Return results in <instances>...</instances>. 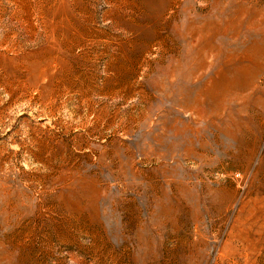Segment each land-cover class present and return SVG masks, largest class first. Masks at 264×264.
<instances>
[{"label":"rangeland","instance_id":"rangeland-1","mask_svg":"<svg viewBox=\"0 0 264 264\" xmlns=\"http://www.w3.org/2000/svg\"><path fill=\"white\" fill-rule=\"evenodd\" d=\"M158 1L0 0V264H264V0Z\"/></svg>","mask_w":264,"mask_h":264},{"label":"bare ground","instance_id":"bare-ground-1","mask_svg":"<svg viewBox=\"0 0 264 264\" xmlns=\"http://www.w3.org/2000/svg\"><path fill=\"white\" fill-rule=\"evenodd\" d=\"M154 1H155V0H154ZM173 1H174V0H164L165 5H164L163 2L161 3L160 1H158V2H157V3H158L157 7L154 8L153 10L156 11L155 13H158V12L162 11V10L166 7V5H169V3L173 2ZM223 4H224V3H223ZM150 5H151V4H150ZM239 6H240V5H239ZM152 8H153V7H152ZM245 8H246V11L249 10V8H248V10H247V7H245ZM242 9H243V8H242ZM252 9H253V8H252ZM215 10H216V9H215ZM234 10H235V9H234ZM232 11H233V10H232ZM235 11H237V10H235ZM241 11L243 12V10H241ZM250 12H251V11H250ZM252 12H254V11H252ZM233 13H234V11H233ZM239 13H240V12H239ZM245 13H246V12H245ZM189 14H190V13H189ZM251 14H252V13H251ZM186 15H187V14H186ZM224 15H225V14H224ZM236 15H237V14H236ZM258 15H259V13L257 12V16H258ZM212 16L214 17V15H212ZM240 16H241V15H240ZM234 17H235L234 19H236L237 16H234ZM238 17H239V16H238ZM249 17H250V16H249ZM207 18H208V17H207ZM244 18H245V17H244ZM185 19H186V18H185ZM234 19L231 20V22L234 21ZM237 19H238V18H237ZM249 19H250V18H249ZM249 19H248V21H249ZM252 19H253V18H252ZM255 19H256V18H255ZM188 20H189V19H188ZM228 20H230V18H229ZM219 21H220V20H219ZM212 22H213V21H212ZM212 22H211V23H212ZM215 22L218 23V20L215 21ZM241 22H242V21H241ZM191 23H192V22H191ZM193 23H194V22H193ZM204 23H205V22H204ZM234 23H235V22H234ZM234 23H233V26L236 25L237 22H236L235 24H234ZM250 23H251V22H250ZM188 24H189V23H188ZM231 24H232V23H231ZM231 24H228V25H231ZM246 24H247V23H246ZM253 24H255V23H253ZM253 24H252V26H253ZM208 25H209V23H208ZM213 25H214V24H213ZM213 25H212V26H213ZM218 25H219V24H218ZM228 25H226V26H228ZM241 25H242V24H241ZM247 25H248V24H247ZM250 25H251V24H250ZM250 25H249V26H250ZM186 26H187V25H186ZM188 26H189V25H188ZM201 26H202V25H201ZM210 26H211V25H210ZM210 26H209V27H210ZM212 26H211V28H212ZM219 26H220V25H219ZM219 26H218V27H219ZM254 26H255V25H254ZM204 27H206V26H204ZM187 28H189V27H187ZM195 28H196V27H195ZM215 28H216V26H215ZM238 28H239V25H237V30H238ZM203 29H205V28H203ZM207 29H208V28H207ZM216 29H217V28H216ZM229 29H231V28H229ZM205 30H206V29H205ZM210 30H212V29H210ZM210 30H209V31H210ZM225 30H226V28H225ZM232 30L235 31L236 29L234 30V29L232 28ZM185 31H186V30H185ZM187 31H188V30H187ZM193 31H194V30H193ZM195 31H196V30H195ZM198 31L201 32V30H198ZM209 31H208V33H209ZM212 31H213V30H212ZM214 32H216V31L214 30ZM217 32H218V31H217ZM217 32H216V33H217ZM238 32H239V31H238ZM201 33L204 34L205 32H201ZM206 33H207V32H206ZM206 33H205V34H206ZM208 33H207V34H208ZM211 33H212V32H211ZM216 33H215V34H216ZM234 33H235V32H234ZM190 34H191V33H190ZM196 34H197V31H196ZM203 34H202V35H203ZM194 35H195V34H194ZM213 35H214V34H213ZM229 35L231 36V34H229ZM234 35H236V34H234ZM190 36H191V35H190ZM200 36H201V35H200ZM203 36H204V35H203ZM215 36H216V35H215ZM183 37H184V36H183ZM234 38H235V37H234ZM259 39H260V38H259ZM254 41H255V40H254ZM254 41H253V42H254ZM261 41H262V40H261ZM192 42H193V41H192ZM198 42L200 43V41H198ZM201 42H202V41H201ZM203 42H204V41H203ZM203 42H202V44H203ZM255 42H258V39H257V41H255ZM255 42H254V43H255ZM199 43H198V44H199ZM261 43H262V42H261ZM263 43H264V42H263ZM210 44H212V43L210 42ZM190 45H191V44H190ZM190 45H189V46H190ZM196 45H197V44H196ZM261 45H262V44H261ZM209 46H210V45H209ZM254 46H255V44H254ZM201 47H204V48H202V50L205 49V45H204V46H201ZM210 47L212 48V46H210ZM256 47H257V45H256ZM199 48H200V47H199ZM208 48H209V47H208ZM257 48L259 49L260 47H257ZM262 48H263V47H262ZM214 49H216V47H214ZM199 50L202 51L201 49H199ZM199 50H198V51H199ZM209 50H210V48H209ZM211 50H212V49H211ZM247 51H248V50H247ZM247 51H245V52H247ZM258 51H259V50H258ZM262 51H263V50H262ZM207 52H209V51H207ZM235 52H236V51H235ZM235 52H234V55H235ZM248 52H249V51H248ZM214 53H215V52H214ZM236 53H237V52H236ZM250 53H251V52H250ZM250 53H249V54H250ZM199 54H201V53H199ZM199 54H197V55H199ZM227 54H228V53H227ZM229 54H230V53H229ZM239 54H240V52H239ZM242 54H243V53H242ZM258 54H259V53H258ZM207 55H208V53H207ZM236 55H237V54H236ZM250 55H251V54H250ZM212 56H213V55H212ZM226 56H227V55H226ZM253 56H254V55H253ZM214 57H215V56H214ZM237 57H238V56H237ZM237 57H236V59H238ZM254 57H255V56H254ZM224 58H225V57H224ZM224 58H223V59H224ZM228 58H229V57H228ZM231 58H232V57H231ZM240 58H241V57H240ZM260 58H262V59L264 60L263 57H260ZM198 59H199V58H198ZM226 59H227V58H226ZM232 59H234V58H232ZM236 59H235V60H236ZM196 60H197V59H196ZM209 60H210V59H209ZM224 60H225V59H224ZM235 60H234V61H235ZM207 61H208V60H207ZM238 61H239V60H238ZM241 61H242V60H241ZM248 61H249V60H248ZM258 61H260V60L258 59ZM197 62H198V61H197ZM209 62H210V61H209ZM178 63H180V62H178ZM199 63H200V61H199ZM201 63H202V62H201ZM227 63H228V61H227ZM232 63H233V62H232ZM245 63H247V62H245ZM245 63H244V64H245ZM263 63H264V62H263ZM209 64H210V63H209ZM223 64H224V63H223ZM225 64H226V62H225ZM225 64H224V65H225ZM201 65H202V64H201ZM202 66H203V65H202ZM209 66H210V65H209ZM211 66H212V65H211ZM231 66H232V65H231ZM237 66H239V65H237ZM206 67H207V66H206ZM220 68H221V67H220ZM234 68H235V67H234ZM256 69H257V68H256ZM261 69H262V68H261ZM261 69H260V70H261ZM263 69H264V68H263ZM263 69H262V70H263ZM194 70H195V69H194ZM197 70H198V67H197ZM197 70H195V71H197ZM223 70H224V69H223ZM232 70H233V67H232ZM191 71H192V70H191ZM244 71H245V67H241V66H240V67H237V68L234 69V71H233L234 74H232L231 76H234V77H235V73H236V75L239 76V75L242 74ZM193 72H194V71H193ZM197 72H198V71H197ZM215 72H216V71H215ZM222 72H224V71H222ZM233 72H232V73H233ZM241 72H242V73H241ZM258 72H259V71H258ZM194 73H195V72H194ZM227 73H228V72H227ZM192 74H193V73H192ZM216 74H217V73H216ZM216 74H215V75H216ZM223 74H224V73H223ZM225 75H226V74H225ZM216 76H217V75H216ZM221 76H222V75H221ZM227 76L229 77V74H228ZM249 76H250V75H249ZM255 76H256V75H255ZM211 77H212V76H211ZM214 77H215V76H214ZM253 78H254V77H253ZM211 79H212V78H211ZM211 79H210V80H211ZM221 79H222V78H220V79H216V78H215V80H212V81H211L212 83H210L209 87H211L212 85L215 86L216 84L220 83V81H222ZM247 79H249V78L247 77ZM250 81H252V80H250ZM238 82H239V81H238ZM204 83H205V82H204ZM204 83H203V84H204ZM206 83H208V82H206ZM239 83H240V82H239ZM243 83H244V82H243ZM244 84H245V83H244ZM220 85H221V84H220ZM227 85H228V84H227ZM245 85H246V84H245ZM204 86H205V85H204ZM243 86H244V85H243ZM246 86H247V85H246ZM221 87H222V86H221ZM239 87H240V86H239ZM241 87H242V85H241ZM200 88H201V87H200ZM243 88H244V87H243ZM247 88H248V86H247ZM247 88H245V89H247ZM221 89H222V88H221ZM238 89H239V88H238ZM206 90H207V89H205V91H206ZM208 90H209V89H208ZM211 90H212V89H211ZM215 90H216V88H215ZM233 90H234V89H233ZM202 91H203V89H202ZM241 91H242V90H241ZM246 91H247V90H246ZM203 92H204V91H203ZM213 92H214V89H213ZM223 92H224V90H223ZM226 92H227V91H226ZM228 92H229V91H228ZM201 93H202V92H201ZM219 93H220V92H219ZM219 93H218V94H219ZM229 93H230L229 95H231V93L233 94L232 91L229 92ZM206 94H208V93H206ZM206 94L204 93V95H206ZM238 94H240V93H238ZM208 95H209V94H208ZM229 95H228V96H229ZM226 96H227V93H226ZM197 97H198V96H197ZM212 97H214V95H213ZM230 97H231V96H230ZM197 99H199V98H197ZM204 99H205V98H204ZM207 99H208V98H207ZM207 99H206V100H207ZM209 99H210V98H209ZM213 99H215V98H213ZM216 99H217V97H216ZM221 99H223V98H221ZM225 99H226V98H225ZM228 99H229V98H228ZM202 100H203V99H202ZM211 100H212V99H211ZM211 100H210V101H211ZM244 100H245V99H244ZM218 101H221V100H218ZM229 101H230V99L228 100V102H229ZM207 102H208V101H207ZM222 102H223V100H222ZM213 103H214V102H213ZM217 103H218V102H217ZM224 103H225V102H224ZM225 105H226V104H225ZM219 106H221V104H220ZM213 107H215V103H214V106H213ZM209 108H211V107H209ZM199 109H200V108H199ZM199 109L197 108L198 111H199ZM238 111H239V110H238ZM201 112H202V111H201ZM215 112H216V111H215ZM218 112H219V109H218ZM216 114H218V113H216ZM219 114H220V113H219ZM238 125H239V124H238Z\"/></svg>","mask_w":264,"mask_h":264}]
</instances>
